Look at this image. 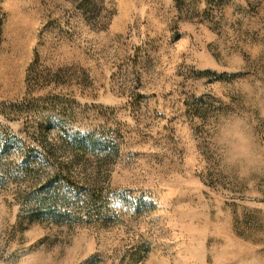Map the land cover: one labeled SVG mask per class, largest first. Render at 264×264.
Listing matches in <instances>:
<instances>
[{"label":"rangeland","instance_id":"rangeland-1","mask_svg":"<svg viewBox=\"0 0 264 264\" xmlns=\"http://www.w3.org/2000/svg\"><path fill=\"white\" fill-rule=\"evenodd\" d=\"M0 134V264H264V0H0Z\"/></svg>","mask_w":264,"mask_h":264},{"label":"trees","instance_id":"trees-1","mask_svg":"<svg viewBox=\"0 0 264 264\" xmlns=\"http://www.w3.org/2000/svg\"><path fill=\"white\" fill-rule=\"evenodd\" d=\"M11 147L19 149L20 148L19 142L16 141L15 139H12L11 137H6V136L3 137L0 134V170L4 168L3 159L7 155V153L11 150ZM28 149H30V148H28ZM32 152H33V150H32ZM29 158H30V151L28 152V154L26 155V157L24 159V162H23V165H22L23 167H25V166H26V168L30 167L29 166L30 164H28V163H30L29 160H28ZM43 158H44L43 159L44 162H46V163H48L50 165L52 164L53 160L51 158H48V157H43ZM57 171H58V169H56V172ZM55 179L56 180L59 179V183H57V184H60V183L64 184L65 183V182H62L63 177L61 176L60 173L59 174H54L53 178L50 179L49 183L45 184L46 186L43 188V189H45L47 187L45 192L50 191V190L52 191L54 188H56V187H53L54 184L52 186V183L55 182L54 181ZM48 187H49V189H48ZM47 198H48V196H42V195L39 198L40 199V205H42V207H51V206H48V205H50L49 203L51 202V200H47ZM87 201L91 205L92 204H96V197L94 195H92V194H88L87 195Z\"/></svg>","mask_w":264,"mask_h":264}]
</instances>
